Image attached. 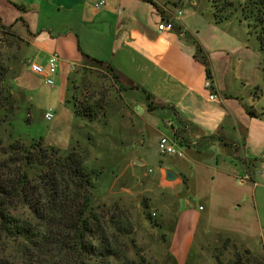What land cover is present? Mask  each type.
<instances>
[{
  "label": "crops",
  "instance_id": "0c3cea01",
  "mask_svg": "<svg viewBox=\"0 0 264 264\" xmlns=\"http://www.w3.org/2000/svg\"><path fill=\"white\" fill-rule=\"evenodd\" d=\"M181 1L0 0V26L11 28L26 44L24 74L18 78V86L27 93L45 85L43 77L27 67V58L46 64L48 58L57 53L60 61L54 78L65 83L67 91L71 89L68 87L73 81V72L94 63L85 55L110 65L120 77L118 89L122 105L115 113L120 116L123 135L132 134L131 137L138 140L139 135L144 136L146 132L155 137L157 147L164 136L184 145L182 156H171L169 164L160 166L155 179L157 185L190 188L212 181L218 184V189L214 200L208 199L207 204L215 211V204L225 203L228 212L234 214L239 198L224 195L226 186L235 185V181L249 173L255 193L259 187L257 177L264 181L261 168H257L259 163L264 168V117L254 108L245 106V92L235 82L242 81L243 77L233 79L230 53L221 48L222 44L228 47V41L216 36L203 38L200 27L192 24L198 17L196 11L183 10ZM100 2L104 4L97 7ZM168 2L179 6L180 10L176 14L171 12ZM163 21L173 22L174 29L159 30ZM209 80L211 88L206 87ZM212 93L217 96L215 100L209 99ZM72 97L63 92L56 97L60 112L68 119L67 141L61 143L59 134L56 140L53 137L45 140L65 151L72 146L73 129L78 121L70 102ZM50 103L46 102L44 119L48 111L57 119L59 110L55 111ZM137 105L141 106V115L134 111ZM150 105L153 110L149 109ZM106 110L109 109L106 107L104 115L98 118V130L103 123L107 125L110 111ZM84 145L90 149L89 142ZM84 145L80 141L76 143V146ZM166 170L172 171L175 179L167 180ZM258 200L263 205L264 193L253 196L256 206ZM192 205L188 202L191 208L179 212L176 229H185L190 224L191 229H196L201 218H209L211 212L201 217L199 212L204 209ZM180 217L184 221L182 226ZM191 240V234L181 240L182 245L187 243L183 247L184 260L191 249ZM174 245L175 237L173 255L176 253Z\"/></svg>",
  "mask_w": 264,
  "mask_h": 264
},
{
  "label": "rangeland",
  "instance_id": "374dc122",
  "mask_svg": "<svg viewBox=\"0 0 264 264\" xmlns=\"http://www.w3.org/2000/svg\"><path fill=\"white\" fill-rule=\"evenodd\" d=\"M181 2L184 3V7H181L183 10H188V13L196 11L198 17L192 19V24L200 27L198 29L203 38L216 36V39L228 41V47H223L222 44L221 48L230 53V74L233 79L240 75L243 77V79L240 77L242 81L235 82L245 92V106L254 108L264 117V49L261 48L257 37V32L260 30L256 16L258 11L253 15L249 11L247 15L244 11L246 6L249 10L256 7L251 6L249 0H218L215 6L213 0H182ZM193 2L197 5H193ZM229 2L232 4L227 5ZM216 6L226 8L217 12ZM167 8L175 14L180 10L179 6L176 7L174 3L169 2ZM23 62V45L0 50V63L8 68L9 77L13 79L15 86L12 100L15 114L11 116L14 126H6L0 131V137L5 144L18 141L20 144L30 145L33 140L43 138L44 143L50 145L45 140H52V137L56 140L57 134L61 135L58 137L61 143L67 141L68 119L60 112L56 100L61 92L66 95V93L72 94L73 90L76 96L88 102L102 97V94L106 97L104 101L109 109L106 112L110 111L107 125L103 123L101 130H98V119L91 120L88 116L78 115L71 145L86 150L88 169L97 171L94 207L117 203L129 213L131 223L135 226L134 232L129 237L121 234L116 244L119 251L118 261L113 264H126V261L135 264L140 262L232 264L235 253L242 252L244 248L250 249L256 255H264V202L262 205L258 200L256 206L253 201L254 195L258 197L260 193H264V181L257 177L259 187L255 193L254 184L249 180L245 182L237 180L235 185L226 186L224 195L239 198L236 203L239 206L235 208L237 213L234 214L228 212L225 203L215 204L217 207L215 211L210 204H207L208 199L214 200L218 189V184L211 183L212 181L208 180V185H193L190 188L185 185L175 189L158 186L155 179L160 166L169 164L171 156L160 155L152 134L146 132L144 136L140 134L138 140L131 137L132 134L128 137L123 135L119 126L122 125L120 116L118 112L115 113L122 105L119 96L120 85H117L106 68L95 63L79 67L73 72V81L68 87L71 89L68 91L65 90V83L61 84L55 80L54 86L41 84L36 91L27 93L18 86V78L24 74ZM123 97L126 100L127 94ZM46 102H51L50 106L54 107L55 111L59 110L57 119L55 115L51 121L44 119ZM134 111L141 115V106H135ZM89 139L92 140L91 143ZM78 141L82 146L89 142L90 149L85 145L76 146ZM72 146L68 150H72ZM178 146L180 154L172 157L178 158L183 155L184 145L178 144ZM261 165L259 163L257 168L262 170ZM130 177H133L135 182L130 181ZM207 194L210 195L209 198ZM188 202L193 204V208L204 209L199 212L201 217L211 212L209 218H201L196 229H191L192 224L185 229H176L179 212L191 208L188 207ZM146 213L151 216V220L147 219ZM153 213L155 216L152 215ZM179 221L182 226L184 221L181 217ZM190 234L191 249L187 259L184 260L183 247L187 243L182 245L181 240L189 237ZM173 237H175V255L171 253ZM3 242L0 244V255L18 257L20 251L18 244L10 240Z\"/></svg>",
  "mask_w": 264,
  "mask_h": 264
},
{
  "label": "trees",
  "instance_id": "16d2710c",
  "mask_svg": "<svg viewBox=\"0 0 264 264\" xmlns=\"http://www.w3.org/2000/svg\"><path fill=\"white\" fill-rule=\"evenodd\" d=\"M213 1L217 5L218 0ZM249 4L256 8L249 10L246 6L244 11L247 15L258 11L257 37L264 49V0H249ZM225 8L216 6V11ZM19 44L26 47L11 28L0 26V50ZM85 56L97 65H105L120 85V77L110 65ZM207 72L210 77L208 65ZM14 92L9 70L0 63V131L14 126L11 118L15 114ZM72 96L70 102L77 115L91 120L104 115L106 97L103 94L93 102L76 96L73 90ZM149 109L153 110L152 105ZM85 151L76 147L65 151L46 145L43 138L33 140L30 145L18 141L5 144L0 137V244L10 240L20 250L15 258L0 255V264H113L118 261L116 244L121 234L129 237L135 226L129 213L117 203L94 207L97 171L88 169ZM146 216L151 220L149 214ZM126 264L135 263L126 261ZM232 264H264V255L244 248L235 253Z\"/></svg>",
  "mask_w": 264,
  "mask_h": 264
},
{
  "label": "built area",
  "instance_id": "2783aa9c",
  "mask_svg": "<svg viewBox=\"0 0 264 264\" xmlns=\"http://www.w3.org/2000/svg\"><path fill=\"white\" fill-rule=\"evenodd\" d=\"M151 1V0H148ZM104 4V2H100L97 7H100ZM182 13V12H181ZM180 13V14H181ZM174 23L169 21H163L159 24L158 29L159 30H172L174 29ZM59 61L60 57L57 53L52 54L46 64L38 63L30 58H27L25 61V64L30 69V71L36 75H40L44 79V84L47 86H54L55 85V75L58 72L59 69ZM207 88L212 87V82L209 80L206 84ZM217 98L215 93H212L209 97L210 100H215ZM54 118V114L52 111H48L45 114V119L47 121H51ZM158 151L160 155L162 156H173L180 154V149L178 146V142L175 138H169V137H162L159 140L158 143ZM179 152V153H178ZM262 174L264 175V168L262 169ZM241 182L245 181H251V175L249 173H246L244 176L239 178ZM153 216L154 213L152 214Z\"/></svg>",
  "mask_w": 264,
  "mask_h": 264
},
{
  "label": "water",
  "instance_id": "95a60500",
  "mask_svg": "<svg viewBox=\"0 0 264 264\" xmlns=\"http://www.w3.org/2000/svg\"><path fill=\"white\" fill-rule=\"evenodd\" d=\"M165 175H166V179L169 181H172L176 177V175L170 170H166Z\"/></svg>",
  "mask_w": 264,
  "mask_h": 264
}]
</instances>
